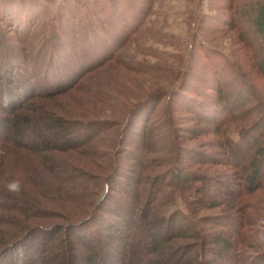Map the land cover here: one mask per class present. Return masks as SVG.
<instances>
[{"label":"trees","instance_id":"16d2710c","mask_svg":"<svg viewBox=\"0 0 264 264\" xmlns=\"http://www.w3.org/2000/svg\"><path fill=\"white\" fill-rule=\"evenodd\" d=\"M233 1L247 24L228 27L258 44L252 68L264 81V0ZM133 2L110 0L107 19L80 22L67 8L46 23L35 0H0V264H264V247L246 251L264 221L247 200L264 190V103L247 79L153 91L120 120L89 116L93 103L74 95L104 100L89 74L121 64L119 48L149 10ZM180 109L194 122L184 131ZM207 133L218 136L213 152L186 146ZM14 180L19 193L7 190ZM186 193L191 213L173 211ZM222 206L228 214L205 231L192 217Z\"/></svg>","mask_w":264,"mask_h":264},{"label":"rangeland","instance_id":"374dc122","mask_svg":"<svg viewBox=\"0 0 264 264\" xmlns=\"http://www.w3.org/2000/svg\"><path fill=\"white\" fill-rule=\"evenodd\" d=\"M35 1L45 8L41 11L47 12L44 14L46 23L50 21L51 17L62 15L63 9L67 10V8L80 12H77L79 18L81 16L80 22H88L93 19L92 13L96 17L106 19L111 17L110 13L106 14V11H102L103 6L110 0ZM133 4L135 6L143 4L144 8L149 7V10L137 32L125 45L119 48L118 60L121 64L112 62L89 74L91 79L95 78V82L100 85V88L92 82L91 86L96 87L97 89H94L102 93L104 100L99 103L87 94L81 92L74 94L80 101L87 102V104L93 103L86 109L90 111L89 116L95 114L98 119L120 120L124 110L137 104L143 96L149 95L153 91L160 89V91H172L183 85L192 92L203 93L205 87H212L210 85L217 81L223 83L224 86H229L233 83L236 84L241 77L249 81L252 91L256 92V95L264 103V81L253 70L251 59L253 53L251 50L258 49V44L252 41V49L251 46L247 47L240 42L237 32L228 27L231 19L236 20L239 29L246 26L245 5L241 1L134 0ZM134 11L135 15L136 11ZM70 23L71 21L67 20V24L70 25ZM129 23L134 25L135 21L130 19ZM47 28L49 29L47 34H49L52 26ZM215 71L219 72L215 74ZM179 98L182 100L181 96ZM64 100L69 103L68 99L64 98ZM182 101L178 100V103ZM163 102L162 99L160 103L163 105ZM160 103L159 110L162 107ZM69 107L80 114L85 110L77 103H71ZM181 110L175 114L176 125L182 127L181 129L184 131L186 130L184 127H192L194 122ZM236 125H240V123L230 125L226 129L227 134L234 133L237 130L234 128ZM179 135L180 139H184L182 131L179 132ZM217 138V134L207 133L199 136L196 140L185 139L184 141L187 147L197 148L201 145L208 152H213L212 142ZM214 150L218 151L215 148ZM83 164L86 163L83 162ZM192 170L213 175L217 171L221 172L223 168L194 165ZM229 172H231L230 169ZM247 200L252 203V213L264 216V190ZM191 201L190 193H186L182 195L180 202L172 210L180 209L184 214L191 213ZM226 214L228 213L222 206L214 209H194L192 217L205 231L209 229L210 221L222 219ZM249 234L254 248L247 249V252L259 251V248L264 247V240H262L264 221L259 227L252 228Z\"/></svg>","mask_w":264,"mask_h":264},{"label":"clouds","instance_id":"9594fccd","mask_svg":"<svg viewBox=\"0 0 264 264\" xmlns=\"http://www.w3.org/2000/svg\"><path fill=\"white\" fill-rule=\"evenodd\" d=\"M7 190L11 193H19L21 191V185L19 181H11L7 184ZM262 240H264V237H262Z\"/></svg>","mask_w":264,"mask_h":264}]
</instances>
